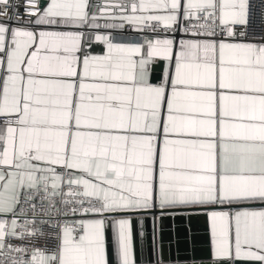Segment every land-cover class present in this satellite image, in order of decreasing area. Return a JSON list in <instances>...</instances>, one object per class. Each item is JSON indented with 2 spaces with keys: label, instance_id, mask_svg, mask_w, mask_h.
Segmentation results:
<instances>
[{
  "label": "snow or ice",
  "instance_id": "6c2138e0",
  "mask_svg": "<svg viewBox=\"0 0 264 264\" xmlns=\"http://www.w3.org/2000/svg\"><path fill=\"white\" fill-rule=\"evenodd\" d=\"M0 264H264V0H0Z\"/></svg>",
  "mask_w": 264,
  "mask_h": 264
},
{
  "label": "water",
  "instance_id": "95a60500",
  "mask_svg": "<svg viewBox=\"0 0 264 264\" xmlns=\"http://www.w3.org/2000/svg\"><path fill=\"white\" fill-rule=\"evenodd\" d=\"M197 228H200V229H197ZM193 230L194 231H199L200 233H202V231H203L202 222H195ZM202 244H203V236L199 235V236H197V251L198 252L201 250Z\"/></svg>",
  "mask_w": 264,
  "mask_h": 264
},
{
  "label": "crops",
  "instance_id": "0c3cea01",
  "mask_svg": "<svg viewBox=\"0 0 264 264\" xmlns=\"http://www.w3.org/2000/svg\"><path fill=\"white\" fill-rule=\"evenodd\" d=\"M197 229H200V228H197ZM195 232H199V231H195ZM134 244L135 245H139V236L138 235H134Z\"/></svg>",
  "mask_w": 264,
  "mask_h": 264
}]
</instances>
